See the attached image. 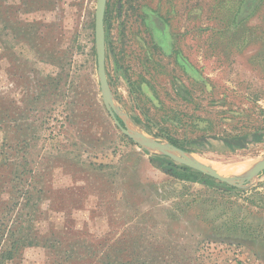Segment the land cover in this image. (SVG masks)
I'll return each instance as SVG.
<instances>
[{
	"label": "rangeland",
	"instance_id": "obj_1",
	"mask_svg": "<svg viewBox=\"0 0 264 264\" xmlns=\"http://www.w3.org/2000/svg\"><path fill=\"white\" fill-rule=\"evenodd\" d=\"M96 5L0 0L1 264H264V172L180 179L126 137L102 98ZM107 5L124 125L226 176L264 160V0Z\"/></svg>",
	"mask_w": 264,
	"mask_h": 264
},
{
	"label": "water",
	"instance_id": "obj_2",
	"mask_svg": "<svg viewBox=\"0 0 264 264\" xmlns=\"http://www.w3.org/2000/svg\"><path fill=\"white\" fill-rule=\"evenodd\" d=\"M108 0H97L96 14H95V44L97 54V72L100 82L103 102L107 111L109 112L114 124L118 129L135 143L151 148L158 154L172 159L174 162L210 176L222 183H226L232 187L241 188L248 182L259 176L264 172V160L255 164L253 168L241 177H231L220 174L213 167L204 164L203 162L193 159L185 150L177 147L163 146L164 144L155 140L150 135L143 132H135L130 130L126 125H122L120 121V114L114 104V96L108 81L106 71V31H105V15Z\"/></svg>",
	"mask_w": 264,
	"mask_h": 264
},
{
	"label": "trees",
	"instance_id": "obj_3",
	"mask_svg": "<svg viewBox=\"0 0 264 264\" xmlns=\"http://www.w3.org/2000/svg\"><path fill=\"white\" fill-rule=\"evenodd\" d=\"M108 10L109 9H108V5H107L106 15H105V25L107 24V21H108V15H109V11ZM241 10L242 9L240 7L238 9V12L233 14L234 15V19L233 20H235V22L239 19V16H240L239 14L241 13ZM228 16H229V14H228ZM234 27H236V26L234 25ZM235 31L236 30L234 28V31L232 33H234ZM122 125H124V124L122 123ZM246 139H247V137L234 138V139H232V141L226 140L225 143L228 144V146H233L235 144L236 148H245V146L247 144V142H246L247 140ZM257 139H261V135H257L255 140H257ZM169 142L172 143L173 145L178 146V144L175 141L171 140V139H169ZM182 149L187 151V149H185L183 147H182ZM165 158L167 160V163L169 164L168 166H170V169H168V170L164 169L166 171V173L168 175H170V176H174V177H177V178H180V179H185L184 175L180 172V170L188 172L191 169L188 168V167H185V166H179L176 163H174L173 161H171L170 159H168L167 157H165ZM3 258H4V256H3V254H1V256H0V264H1V261H2Z\"/></svg>",
	"mask_w": 264,
	"mask_h": 264
},
{
	"label": "bare ground",
	"instance_id": "obj_4",
	"mask_svg": "<svg viewBox=\"0 0 264 264\" xmlns=\"http://www.w3.org/2000/svg\"><path fill=\"white\" fill-rule=\"evenodd\" d=\"M163 146H166V145H163ZM191 156V158H193V159H197L196 157H194L193 155H190ZM198 160V159H197ZM202 160V159H201ZM200 161V160H199ZM254 164H256V163H254ZM254 164L253 163H251V162H249V163H244V164H242L241 166H232L231 168H229V169H227V167H224V168H226L227 170H225L226 171V174H232V173H240V174H242V175H245L247 172H249L252 168H253V166H254ZM220 167V166H219ZM221 169H223L222 167H221ZM218 172L220 171V169L219 170H217ZM220 174H222V175H225V174H223V173H221V171L219 172ZM226 176V175H225Z\"/></svg>",
	"mask_w": 264,
	"mask_h": 264
}]
</instances>
